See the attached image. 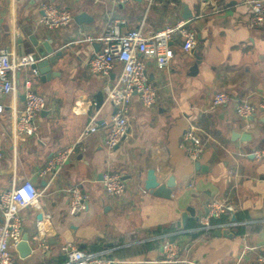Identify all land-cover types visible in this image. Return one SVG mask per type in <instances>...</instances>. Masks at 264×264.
Returning a JSON list of instances; mask_svg holds the SVG:
<instances>
[{
    "label": "crops",
    "instance_id": "obj_1",
    "mask_svg": "<svg viewBox=\"0 0 264 264\" xmlns=\"http://www.w3.org/2000/svg\"><path fill=\"white\" fill-rule=\"evenodd\" d=\"M253 1L127 0L114 7L112 0H0V47L34 57L40 42L49 39L53 52L60 51L50 65L53 75L45 82L30 65L19 71L18 106L27 78L46 104L36 115V135L18 140L16 149L7 128L11 116L7 104L12 96H0L4 106L0 113V191L23 179L32 180L41 191L36 204L20 212L22 236L30 239L31 250L20 256L12 248L15 264H61V247L67 242L103 254L115 264H162L165 240L179 243L184 264H255L258 255L264 257V245H257L264 228V110H256L249 118L235 113L237 103L247 100L255 105L264 93V23L249 26ZM95 2H101L102 8ZM213 2L220 3L219 10L211 6ZM42 4L69 10L72 21L45 28L39 22ZM81 12L91 19L75 21L73 17ZM111 18L125 21L121 30L147 32L182 18L193 30L196 46L191 54L185 53L180 40L174 41V55L164 68L147 59L146 74L156 90L155 103L144 108L132 96L129 135L118 146L107 148L104 140L114 108L103 93L96 105L95 96L105 84L115 83L121 64L116 63L110 75L100 76L90 73L87 61L101 48L100 37ZM30 36L37 40L36 48ZM19 45L23 54H19ZM217 92H226L229 100L212 105ZM90 122L97 131L78 143L69 160L43 174L50 159L74 144ZM189 126L203 146L198 167L180 146ZM258 150L263 153L259 159L254 155ZM148 168L159 176L168 169L166 178L174 176L168 198L144 188ZM105 172L125 176L128 185L122 198L110 196L103 188ZM76 184L86 196V207L71 214L68 189ZM211 200L234 207L236 220L230 222L226 209L211 223L229 225L205 236L197 217L207 212ZM187 208L192 214L183 222ZM41 220L47 230L38 234ZM225 227L232 236L216 234ZM244 245L249 247L246 256L240 254Z\"/></svg>",
    "mask_w": 264,
    "mask_h": 264
},
{
    "label": "built area",
    "instance_id": "obj_2",
    "mask_svg": "<svg viewBox=\"0 0 264 264\" xmlns=\"http://www.w3.org/2000/svg\"><path fill=\"white\" fill-rule=\"evenodd\" d=\"M127 0H112L114 4H121ZM151 3V0H148ZM210 2V1H209ZM208 2H202L206 4ZM210 4V3H209ZM213 8L220 9V3H212ZM249 26L260 27L264 23V0H254L250 3ZM42 15L39 22L47 29H55L67 25L72 21V14L67 9H59L51 4H42ZM125 24L123 19H110L100 37L101 48L87 61L91 74L108 76L116 63L121 64V72L113 85L105 84L101 91L114 108L111 120L108 123V131L104 140L107 148H113L129 135L130 122L128 106L132 96L136 95L144 108H151L156 100V90L146 74V61L151 58L157 68L169 65L174 52L172 43L180 40L181 49L190 53L196 46V37L192 29L187 26L186 20L179 18L173 23L164 24L162 27L147 32L140 29L121 30ZM88 40L91 37L88 36ZM34 62L32 54L15 55L8 49L0 47V96L11 95L9 102L10 122L7 128L11 134L13 149H16L18 140L29 138L37 133L36 115L45 108V100L32 86L27 78L23 81V100L18 106L16 90L18 86V74L22 67ZM34 74L36 70L32 68ZM229 100L226 92H217L212 98V105H222ZM0 101V113L3 111ZM256 110H264V93L259 97L257 104L242 100L235 106V113L240 118H249ZM97 131V126L91 123L81 132L79 139L72 145L57 152L49 161L47 168L42 172L47 173L64 162L76 152L78 143L90 133ZM180 146L185 150L187 157L196 162L203 146L200 144L194 128H189L183 134V142ZM257 159L263 156L262 151L254 152ZM1 156V152H0ZM154 161H157L155 158ZM101 184L109 195L119 198L124 195L127 188L126 180L118 173H104ZM145 192L144 189H141ZM41 191L30 179H23L0 191V264H15L11 249L22 239L21 210L36 204ZM86 207V196L81 187L76 184L68 189V211L71 214L78 213ZM207 212L197 217L199 229L205 236L211 231L226 224H212L211 219H219L227 209L225 204L211 200L207 204ZM233 222V221H230ZM226 228V227H225ZM38 234L45 232L47 228L43 221L37 224ZM42 247H47L44 241H40ZM64 261L61 264H114L109 259L94 252L79 249L74 243L67 242L61 247ZM181 246L176 241L165 240L161 245L162 264H184L185 259L180 257ZM249 253L248 245L241 249V255ZM255 264H264V257L258 255Z\"/></svg>",
    "mask_w": 264,
    "mask_h": 264
},
{
    "label": "water",
    "instance_id": "obj_3",
    "mask_svg": "<svg viewBox=\"0 0 264 264\" xmlns=\"http://www.w3.org/2000/svg\"><path fill=\"white\" fill-rule=\"evenodd\" d=\"M183 17H186L185 15ZM74 20L78 23L80 22H87L88 19H91L89 16H87L84 12H81L79 14H76L74 17ZM29 39L31 40V44L33 48H36L37 40L33 38V36H30ZM49 39H46L44 41L40 42L41 47L34 50V62L30 64V68H33L36 70V74H39V78L42 82H45L46 80H49L53 73L50 71V65L53 64L56 61L57 56L60 54V51L53 52V48L49 45L48 42ZM24 50L22 46L19 45V54H23ZM96 105H98L102 99V92L98 91L96 93ZM239 137V136H237ZM241 139L245 138L244 135L240 136ZM118 146V145H116ZM115 146V147H116ZM199 163L196 161L195 166L198 167ZM168 172V169L164 170V174L159 176L156 171L153 168H148L145 180H144V188L149 190L151 193L157 196H162L168 198L170 196V193L174 189L175 183H174V176L170 175L168 178H166V174ZM125 178V176H123ZM225 207L229 210L230 216L229 219L231 221L236 220L235 212L236 209L229 204H226ZM188 214H192V211L187 208L182 213V220H184L188 217ZM38 218H40V215L38 214ZM223 234L224 236H232L233 233L230 232L229 229L225 228L222 229L220 232L219 230H216V234ZM30 239L27 235H23L21 241L16 245V250L19 252L20 256H25L28 254L31 250ZM258 246L264 245V228L260 232L258 236Z\"/></svg>",
    "mask_w": 264,
    "mask_h": 264
},
{
    "label": "rangeland",
    "instance_id": "obj_4",
    "mask_svg": "<svg viewBox=\"0 0 264 264\" xmlns=\"http://www.w3.org/2000/svg\"><path fill=\"white\" fill-rule=\"evenodd\" d=\"M92 1H94V0H92ZM100 8H102L101 6H100V4H101V2H95ZM111 3V2H110ZM147 4V3H146ZM120 6V5H122V4H115L114 5V7L115 6ZM106 173V172H105ZM108 173H110V172H108ZM115 173H117V172H115ZM118 174H120V173H118ZM122 177H123V175L122 174H120ZM124 178V177H123ZM125 180H126V178H124ZM126 183H127V185H128V181L126 180ZM104 188V187H103ZM105 189V188H104ZM145 190V189H144ZM146 191V190H145ZM111 196V195H110ZM113 197V196H112ZM123 197V195L121 196V197H119V198H116V199H120V198H122ZM115 198V197H114ZM95 253V252H94ZM97 254H99V253H97ZM100 256H102V257H105L103 254H99ZM105 258H107V257H105ZM113 261V260H112ZM114 262V264H115V261H113Z\"/></svg>",
    "mask_w": 264,
    "mask_h": 264
},
{
    "label": "trees",
    "instance_id": "obj_5",
    "mask_svg": "<svg viewBox=\"0 0 264 264\" xmlns=\"http://www.w3.org/2000/svg\"><path fill=\"white\" fill-rule=\"evenodd\" d=\"M240 229V232L242 231V229L241 228H239Z\"/></svg>",
    "mask_w": 264,
    "mask_h": 264
},
{
    "label": "bare ground",
    "instance_id": "obj_6",
    "mask_svg": "<svg viewBox=\"0 0 264 264\" xmlns=\"http://www.w3.org/2000/svg\"><path fill=\"white\" fill-rule=\"evenodd\" d=\"M80 137V136H79Z\"/></svg>",
    "mask_w": 264,
    "mask_h": 264
}]
</instances>
